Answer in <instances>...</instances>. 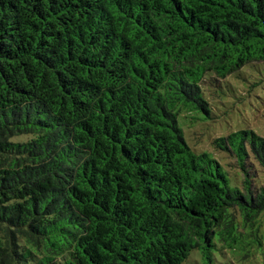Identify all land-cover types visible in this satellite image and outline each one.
<instances>
[{
	"label": "trees",
	"instance_id": "16d2710c",
	"mask_svg": "<svg viewBox=\"0 0 264 264\" xmlns=\"http://www.w3.org/2000/svg\"><path fill=\"white\" fill-rule=\"evenodd\" d=\"M263 60L264 0H0V264H183L243 239L264 140L213 141L238 184L182 118Z\"/></svg>",
	"mask_w": 264,
	"mask_h": 264
},
{
	"label": "rangeland",
	"instance_id": "374dc122",
	"mask_svg": "<svg viewBox=\"0 0 264 264\" xmlns=\"http://www.w3.org/2000/svg\"><path fill=\"white\" fill-rule=\"evenodd\" d=\"M203 92L211 114L204 119L199 114L198 120L186 114L182 118L185 138L195 151L209 152L239 184L246 173L240 172L232 154L217 149L213 141L240 131L246 133L245 142H250L253 135L264 140V60L247 63L223 79H206ZM245 147L247 156L242 158L247 179L253 190L264 187V163L253 157L247 143ZM235 212L238 217L239 212ZM239 219L243 222L242 216ZM242 229L243 239L233 246L216 237L209 261H203L200 251L195 249L183 264H264V208L256 213L253 225Z\"/></svg>",
	"mask_w": 264,
	"mask_h": 264
}]
</instances>
